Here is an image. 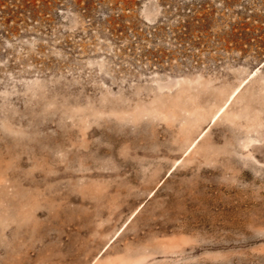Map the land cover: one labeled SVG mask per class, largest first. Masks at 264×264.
Returning a JSON list of instances; mask_svg holds the SVG:
<instances>
[{"label":"rangeland","instance_id":"1","mask_svg":"<svg viewBox=\"0 0 264 264\" xmlns=\"http://www.w3.org/2000/svg\"><path fill=\"white\" fill-rule=\"evenodd\" d=\"M0 264H264V0H0Z\"/></svg>","mask_w":264,"mask_h":264}]
</instances>
